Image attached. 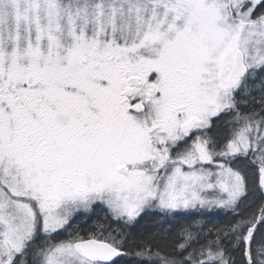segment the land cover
<instances>
[{
    "label": "snow or ice",
    "instance_id": "1",
    "mask_svg": "<svg viewBox=\"0 0 264 264\" xmlns=\"http://www.w3.org/2000/svg\"><path fill=\"white\" fill-rule=\"evenodd\" d=\"M0 264H264V0H0Z\"/></svg>",
    "mask_w": 264,
    "mask_h": 264
}]
</instances>
